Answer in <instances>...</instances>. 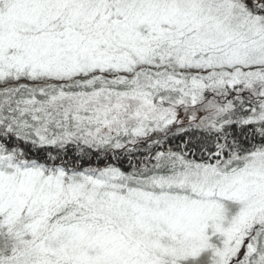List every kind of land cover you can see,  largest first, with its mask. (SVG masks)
Masks as SVG:
<instances>
[{
	"label": "snow or ice",
	"instance_id": "snow-or-ice-1",
	"mask_svg": "<svg viewBox=\"0 0 264 264\" xmlns=\"http://www.w3.org/2000/svg\"><path fill=\"white\" fill-rule=\"evenodd\" d=\"M0 264H264V0H0Z\"/></svg>",
	"mask_w": 264,
	"mask_h": 264
}]
</instances>
